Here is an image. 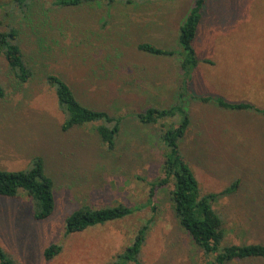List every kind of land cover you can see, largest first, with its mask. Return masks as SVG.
<instances>
[{
    "label": "rangeland",
    "instance_id": "1",
    "mask_svg": "<svg viewBox=\"0 0 264 264\" xmlns=\"http://www.w3.org/2000/svg\"><path fill=\"white\" fill-rule=\"evenodd\" d=\"M51 1L39 2L24 16L11 0H0L1 27L12 23L20 29L19 42L35 70L33 80L18 86L0 59V85L7 93L0 100V169L29 170L42 156L56 197L53 214L36 220L26 191L0 196V245L21 264H112L153 219L142 264H204L202 251L176 217L172 185L150 198L149 181L162 173V145L156 126L131 115L177 102L180 54H151L138 45L179 50V27L194 0L101 2L74 9ZM193 47L199 63L186 97L191 127L182 150L202 195L220 193L240 179L237 192L213 203L224 219V244L264 243V117L199 98L264 109V0H206ZM48 73L63 76L85 105L127 115L114 152L106 151L94 125L62 130L64 114ZM120 203L135 213L66 233L67 217L82 205ZM54 243L62 250L48 259L45 249ZM231 264H264V258Z\"/></svg>",
    "mask_w": 264,
    "mask_h": 264
},
{
    "label": "trees",
    "instance_id": "2",
    "mask_svg": "<svg viewBox=\"0 0 264 264\" xmlns=\"http://www.w3.org/2000/svg\"><path fill=\"white\" fill-rule=\"evenodd\" d=\"M44 0H11L24 16L36 10L38 3ZM117 1L134 3L138 0H52L51 5L63 9H74L101 2L114 4ZM206 0H194L187 18L179 27V50L158 47L150 42H142L138 48L151 54L172 56L180 54L181 77L177 102L171 106H150L138 111L136 117L142 125H154L158 129L156 139L162 145L161 176L149 181L150 198L153 201L158 188L172 185L170 198L180 226L190 235L193 244L199 248L204 257V264H231L236 261L264 258V243H229L224 244V219L213 206L221 195L238 191L240 179L220 193L211 192L202 195L201 186L192 169L181 143L187 137L191 127V117L186 108V97L189 94L192 71L199 60L193 47L198 29L203 18ZM20 29L15 24L1 27L0 22V59H4L13 73L18 86H24L34 79L35 70L26 58L19 42ZM38 60V56L35 57ZM47 83L56 90L58 105L64 114L62 130H71L94 125L107 152H114L122 133L127 115H118L108 110L90 107L79 100L68 81L57 73L46 75ZM5 88L0 85V100L6 97ZM203 102H216L220 107L229 110H255L264 117V109L250 103H231L220 97H199ZM168 120L172 122L166 123ZM24 190L32 198L34 217L44 220L53 214L56 206L55 179L48 172L45 159L37 156L29 170L9 171L0 169V196L16 197ZM156 210L155 205H152ZM135 213V208L126 204L94 206L85 204L73 211L66 219V233H78L90 227L104 225L108 222L126 218ZM153 219L143 224L133 242L116 257L112 264H142L141 253L151 230ZM62 250L59 244H51L45 249V257L51 259ZM0 264H21L12 258L0 245Z\"/></svg>",
    "mask_w": 264,
    "mask_h": 264
}]
</instances>
